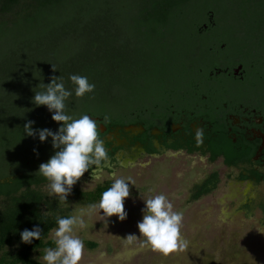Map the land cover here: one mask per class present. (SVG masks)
<instances>
[{"label": "trees", "instance_id": "obj_1", "mask_svg": "<svg viewBox=\"0 0 264 264\" xmlns=\"http://www.w3.org/2000/svg\"><path fill=\"white\" fill-rule=\"evenodd\" d=\"M205 12L200 0H0V264H41L34 254L54 246L48 238L57 217L71 216L66 203L40 190L47 181L36 176L39 165L56 149L51 137L41 142L38 134L27 136L24 125L33 121L34 130L53 132L62 125L46 106L32 102L33 89L49 84L53 75H62L71 89V74L86 76L95 90L81 99L69 97V115L101 118L110 129L142 125L149 131L145 121L120 114L121 98L159 76L161 62L183 46L174 40L201 36ZM141 140L147 152L155 151ZM202 152L211 162L222 153L214 145ZM225 163L238 161L227 156ZM217 182L214 173L194 187L192 198L207 195ZM111 183L91 191L75 187L69 196L84 205L97 203ZM259 207L264 212V201ZM34 227L42 229L41 240L23 243L20 233Z\"/></svg>", "mask_w": 264, "mask_h": 264}, {"label": "flooded vegetation", "instance_id": "obj_2", "mask_svg": "<svg viewBox=\"0 0 264 264\" xmlns=\"http://www.w3.org/2000/svg\"><path fill=\"white\" fill-rule=\"evenodd\" d=\"M200 3L206 11L201 36L174 40L183 46L177 45L174 55L161 62L159 76L153 75L136 94L121 98L120 114L145 121L149 131L142 125L110 129L101 118L90 117L98 122L111 164L121 151L135 147L153 157L175 153L209 160L202 150L214 145L222 153L209 162L221 161L249 176L241 182L260 185L264 183V0ZM197 129L203 133L199 144ZM141 139L155 151L147 152ZM227 156L238 164L226 165Z\"/></svg>", "mask_w": 264, "mask_h": 264}, {"label": "rangeland", "instance_id": "obj_3", "mask_svg": "<svg viewBox=\"0 0 264 264\" xmlns=\"http://www.w3.org/2000/svg\"><path fill=\"white\" fill-rule=\"evenodd\" d=\"M108 140L115 142L111 136ZM117 157L116 163L103 169V179L92 183L94 170L89 171L73 188L94 190L112 182L113 173L134 182L129 184L130 196L125 200L126 220L89 216L88 205L67 197L65 206L71 215L85 213L86 226L75 231L84 242L80 264H264V212L259 207L264 201V183L241 182L238 169L227 168L221 161L211 163L201 156L167 153L153 157L137 152L135 147L121 151ZM214 173L218 174L214 188L194 200V187ZM40 190L49 197L47 184ZM161 193L183 214L181 231L189 241L188 249L165 257L141 250L139 241L126 248L121 238L140 236L138 223L146 207L143 199ZM48 240L53 241L51 233ZM43 250L34 254L41 264ZM122 253L126 257L118 259Z\"/></svg>", "mask_w": 264, "mask_h": 264}, {"label": "clouds", "instance_id": "obj_4", "mask_svg": "<svg viewBox=\"0 0 264 264\" xmlns=\"http://www.w3.org/2000/svg\"><path fill=\"white\" fill-rule=\"evenodd\" d=\"M52 70L57 71L55 65H52ZM50 80L49 84L41 82L33 89L35 95L32 102L37 107L46 106L52 113L53 121L62 126L57 132L49 129L34 130V122L27 121L24 130L27 136L35 137L38 134L41 142H46L51 137L55 154L46 163L39 165L36 176L47 181L49 197H55L63 204L67 203V197L72 193L74 185L89 169L95 166L92 173L94 183L103 179V169L110 167V162L104 142L100 138L98 122L86 114L74 118L66 111L69 97L74 94L77 99L84 98L94 92L95 85L86 76L79 74L69 76L73 86L71 89L65 87L62 75H53ZM104 119L107 122L109 118L106 116ZM202 134L201 129L196 130L198 144L202 142ZM133 183L118 178L113 173L111 186L101 194L97 203L87 206V215L99 214L104 218L116 216L121 222L126 220L125 200L130 196L129 184ZM143 200L146 207L142 210L143 219L138 223L140 236L129 234L126 238H121L126 248L139 241L141 250L159 253L165 257L187 250L189 241L181 231L183 214L176 211L172 202L162 193ZM84 214L81 212L80 215L57 217V227L51 230L55 246L43 250V255L39 257L43 264H80L84 242L75 231L86 226ZM20 235L23 243L31 244L33 240H41L42 229H25ZM125 257L126 253H122L118 259Z\"/></svg>", "mask_w": 264, "mask_h": 264}, {"label": "water", "instance_id": "obj_5", "mask_svg": "<svg viewBox=\"0 0 264 264\" xmlns=\"http://www.w3.org/2000/svg\"><path fill=\"white\" fill-rule=\"evenodd\" d=\"M131 130H134V131H136V129H135V128H132Z\"/></svg>", "mask_w": 264, "mask_h": 264}]
</instances>
